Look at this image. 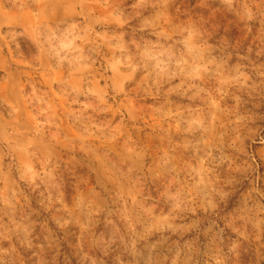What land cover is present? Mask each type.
Returning a JSON list of instances; mask_svg holds the SVG:
<instances>
[{"label":"rangeland","instance_id":"rangeland-1","mask_svg":"<svg viewBox=\"0 0 264 264\" xmlns=\"http://www.w3.org/2000/svg\"><path fill=\"white\" fill-rule=\"evenodd\" d=\"M0 264H264V0H0Z\"/></svg>","mask_w":264,"mask_h":264}]
</instances>
